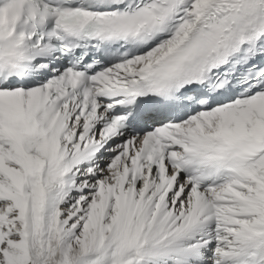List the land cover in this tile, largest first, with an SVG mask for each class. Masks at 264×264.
Segmentation results:
<instances>
[{
  "label": "snow or ice",
  "instance_id": "1",
  "mask_svg": "<svg viewBox=\"0 0 264 264\" xmlns=\"http://www.w3.org/2000/svg\"><path fill=\"white\" fill-rule=\"evenodd\" d=\"M0 264H264V0H0Z\"/></svg>",
  "mask_w": 264,
  "mask_h": 264
}]
</instances>
